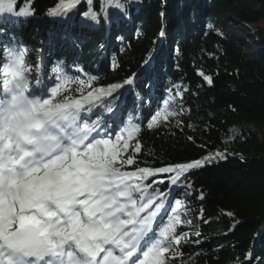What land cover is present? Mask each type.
Returning a JSON list of instances; mask_svg holds the SVG:
<instances>
[{
    "label": "trees",
    "instance_id": "1",
    "mask_svg": "<svg viewBox=\"0 0 264 264\" xmlns=\"http://www.w3.org/2000/svg\"><path fill=\"white\" fill-rule=\"evenodd\" d=\"M59 3L17 0L16 10L30 9V15L0 14V54L6 47L23 49L31 84L40 91L56 84L57 70L78 80L95 77V88L123 84L109 98L112 111L96 108L90 120L99 114L105 129H112L110 120L117 128L129 119L139 123L140 167L221 154L190 170L178 186L167 182L170 174L152 178L165 180L155 186L162 192L184 188L192 213L191 223L177 228L187 234L179 246L183 255L169 256V264H243L251 254L252 264H264V138L246 128L264 127V0H118L120 8L108 0H80L50 15ZM90 9L96 20L85 15ZM234 21L248 26L254 53L235 35ZM160 44L155 63L123 91ZM165 96L178 115L149 129ZM169 120L176 125L169 127Z\"/></svg>",
    "mask_w": 264,
    "mask_h": 264
},
{
    "label": "snow or ice",
    "instance_id": "2",
    "mask_svg": "<svg viewBox=\"0 0 264 264\" xmlns=\"http://www.w3.org/2000/svg\"><path fill=\"white\" fill-rule=\"evenodd\" d=\"M16 2L0 0V14H31L17 11ZM79 3L60 0L49 14ZM108 5L121 7L118 0ZM85 15L97 19L91 9ZM0 55V264H169V253L172 259L182 256L179 246L187 235L177 233L184 223L182 203L167 214L169 193L155 187L165 180L152 178L170 174L167 182L178 186L190 170L223 156L140 167L139 123L129 119L113 137L99 114L90 120L96 108L112 111L109 98L123 84L95 88V77L78 80L57 70L59 82L40 91L31 84L33 69L23 49L6 47ZM197 74L212 84L211 76ZM176 115L165 101L147 127Z\"/></svg>",
    "mask_w": 264,
    "mask_h": 264
},
{
    "label": "rangeland",
    "instance_id": "3",
    "mask_svg": "<svg viewBox=\"0 0 264 264\" xmlns=\"http://www.w3.org/2000/svg\"><path fill=\"white\" fill-rule=\"evenodd\" d=\"M137 7H140V5L137 4ZM127 25L131 26V23L127 22ZM69 29H71V27H69ZM233 29L235 31V35L240 40H242V42H246L247 45L249 46V49L251 50V44L253 43V38L251 36V32H250L248 26L242 22L234 21V28ZM94 33H92V34H94ZM251 52L254 53L253 50H251ZM166 100H169V98H166ZM168 123H169V127H174L176 125L172 120H169ZM246 128L249 129L250 132L253 135L257 136L259 139L264 138V127L262 125L252 124V125H248ZM117 134H120V132H117V133L110 135V136L114 137ZM128 152L132 153L133 149L129 148ZM183 190H184L183 188H178V189L173 190L171 192V196L170 197L168 196L167 200L165 201V207L168 209L167 214H171L173 211L177 210L176 202L180 201L182 203V207H179L178 211H179V214L181 216V220L184 223H187L188 220H187L186 216L187 215L192 216V213L187 209V207L184 204V199H186V196L184 195V193H182ZM162 213H164V212L162 211ZM162 213H161V215H162ZM167 214L164 215L165 220L167 219ZM168 255H172V254L169 253Z\"/></svg>",
    "mask_w": 264,
    "mask_h": 264
}]
</instances>
